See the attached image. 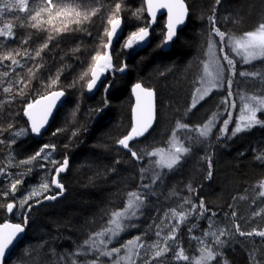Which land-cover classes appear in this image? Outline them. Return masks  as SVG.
I'll return each mask as SVG.
<instances>
[{
    "label": "trees",
    "instance_id": "16d2710c",
    "mask_svg": "<svg viewBox=\"0 0 264 264\" xmlns=\"http://www.w3.org/2000/svg\"><path fill=\"white\" fill-rule=\"evenodd\" d=\"M3 2L10 3L14 0H3ZM185 2L189 8L187 24L178 32V38L172 43L171 49L163 53L156 48V45L160 41L159 33L166 20L164 16L158 19L147 47L123 50L121 45L127 35L136 30L141 21L132 17L130 13H122L124 15L123 31L112 47V54L114 65L118 66L119 61H126L128 69L123 74L115 75L114 87L110 89L107 97L108 107L104 108L99 116L95 119L89 118V110L103 106L104 94L101 84L93 95H88L87 90L79 86L67 89V99L42 137L36 138L32 135L21 137L11 152L6 147H0V168H5L7 165L5 170L12 173V179L16 178L19 172H27L29 167H16L17 162L33 155L44 143L57 144V150L53 153L55 159H62L65 154L69 157V170L61 174V182L66 189L65 196L55 202L43 203L33 210L25 237L13 249L5 264H61V258L65 262L68 261L69 257L66 253L76 251L77 246L82 244L91 233L100 231L102 226L107 225L108 215L123 207L128 199V193L140 190L138 169L147 167L149 172L146 175H150L152 168L149 158L146 157L141 162L133 161L130 154L115 143L117 139L122 138L123 134H126L132 123L131 88L136 82H143L145 86L153 88L157 102V120L153 129L139 141L131 142L136 145L135 150L138 152L165 148L170 141L171 131L175 128L176 121L187 123L195 128L207 122L212 117V113L218 110V100L223 98L224 91L213 92L191 112L187 111L199 85L198 81L203 75V64L208 50L205 30L208 27L207 17L212 15L214 0H185ZM126 5L137 9L143 6V0H126ZM30 7H32L31 0ZM25 15L17 12L6 13L4 17H0V27H3L4 22L11 20L18 25L15 28L17 37H22L26 32L32 31L19 27ZM144 18H147L146 13ZM216 21L222 31L229 32L235 37L241 36L264 22V0H221V4L216 6ZM89 31L93 33L92 36L77 32L62 37L58 48L54 44L50 45L53 49L52 55L47 52L43 54L44 61L48 62L47 69L36 74V79L31 80V88L25 89L26 95L23 97L17 96L13 99L12 96L4 93L2 88L8 87L9 81L17 78L27 82L29 80L27 69L32 66L31 62L25 64L21 60L23 68H17L15 72L10 71L6 66L7 61L0 65V82H2L0 83V120H3V125L0 126H6L11 122L17 129L27 127L22 109L24 101L33 98V90L39 89L38 80L46 83L48 76L57 68L71 65V68H66L60 77L62 84H68L86 70L87 63L81 67L80 62L74 61L69 55L65 56L62 65L60 57L68 49L75 48L79 44L81 50L76 55L81 61L90 60L100 43L96 36L97 32H102L100 21L97 20L95 25L89 27ZM42 39L43 34L39 36L33 34L29 50L41 43ZM0 47L5 50L19 48V39L5 41L0 37ZM225 51L229 52V49L226 47ZM229 55L236 61L237 74L242 71L264 73V59L242 65L241 59L233 56L231 52ZM169 69L172 70L169 71ZM5 72H8L7 77L4 76ZM104 82L107 83V80ZM13 91H19L14 84ZM232 92L237 108L241 101L240 96L248 98L253 95H262L264 85L259 84L258 80L237 75ZM236 108L232 110L228 136L231 135L235 126L233 113ZM219 111L223 109L220 108ZM9 112L14 116L11 121L5 117V114ZM72 113H75L74 118ZM223 118L227 119V114L220 117L212 135L205 143L192 146L190 154L177 169L164 170L168 174L163 186L154 187L158 195L149 197L151 205L158 204L162 211H166L168 207H176L179 197L189 195L187 186L191 184L198 193V196H193V202L198 205V197H203L205 205L217 212L211 229L207 226L206 217L198 219L195 214L180 227L186 254L193 261L199 255L196 251L199 245L195 240H189L187 233L188 227L193 223L198 225L191 233L193 236H201L202 231H215L220 228L228 230L233 222L239 223L242 231H250L253 228L264 230V195H261L263 192L261 185L264 184V159H257V157H264V126L258 125L242 131L231 139L225 136L217 140ZM259 118L264 120V112L259 113ZM81 126L86 127L87 131H82ZM60 127L66 128L67 131L50 138V132ZM73 131L79 132V136L71 137ZM187 135L188 133H177V136L189 146L185 139ZM64 145H68L66 153ZM209 145L213 175L210 180H207L205 179L207 165L201 158L206 154ZM151 160L155 158L152 157ZM30 167H32V173L24 177V184L16 193L17 200L22 199L31 188L39 187L45 179H48L50 183V178H47L45 172L37 167L36 162H33ZM9 183V179L0 176V190H6ZM54 192L56 190L53 188L48 194ZM9 200L11 197L0 198V205L6 204ZM229 204L237 213L235 221L231 219L232 209L228 207ZM224 212H228L229 216H223ZM143 213V216L134 221L139 227L128 228L120 241L140 235L152 222L148 218L153 216V208L146 206ZM5 219L20 222L17 214L14 213L9 217L3 207H0V223H3ZM166 234L165 227L162 235ZM213 239L208 237L206 243L211 244ZM154 240V236H149L146 243L150 244ZM49 247L55 250L56 255L49 251ZM217 247L213 245L214 250ZM220 250L223 251L229 264H249V253H254L257 260L264 264V241L259 237L246 238L238 234L230 235ZM140 253L143 256L144 250L141 249ZM138 259L136 257L137 264H141ZM102 260L104 264L110 262L107 258ZM173 264H184V262H173ZM211 264H218V262L213 261Z\"/></svg>",
    "mask_w": 264,
    "mask_h": 264
},
{
    "label": "snow or ice",
    "instance_id": "6c2138e0",
    "mask_svg": "<svg viewBox=\"0 0 264 264\" xmlns=\"http://www.w3.org/2000/svg\"><path fill=\"white\" fill-rule=\"evenodd\" d=\"M31 2L32 7H30V0H14L10 3L0 0V17H4L9 12L26 14L19 27L32 30L18 38L15 32L18 25L13 21L4 22L3 27H0V37L5 41L19 39L20 44L19 48L9 50L0 47V65L7 61L6 66L10 71L15 72L17 68H23L24 65L21 64V60L25 64L28 62L32 64L27 69L29 74L27 82L22 78H17L10 80L8 87L2 88V91L12 96L13 99L17 96H25V89L31 88V80L36 79V74L41 70L47 69L48 62L44 61L43 54L47 52L52 55L53 49L50 48V45L54 44L58 48L62 37L77 32H84L88 36H92L93 33L89 31V27L95 25L97 20L100 21L102 32L96 33L100 43L97 45L94 54L91 55L90 60L81 61L80 57L76 55L81 50L79 44L75 48L68 49L60 57L62 65L65 56L69 55L72 56L74 61H79L81 67H84L87 63L86 70L79 74L77 78L68 84H62L61 75L66 68H71V65H63L48 76L46 83L43 80L37 81L39 89L33 90V98L25 100L22 109V115L26 117L27 127L17 129L16 125L11 122L7 123L6 126H0V147H6L10 152L21 137L32 135L39 138L43 136L48 130L53 112L58 110V105L66 97L67 89L79 86L86 89L88 93H93L97 85L101 84L104 94L103 106L90 109L89 118L95 119L104 111V108L108 107L107 97L110 89L114 87L115 75L117 73L123 74L128 69L126 61H119L118 66L114 65L112 54L113 40L119 39V35L123 31L124 15L122 13H130L132 17L141 21V24L136 30L127 35L121 45L123 50H134V46L139 48L149 43L155 30L154 26L158 24V13L163 14L161 10L166 12V20L159 33L160 41L156 45L161 53L178 38V32L181 30V26L187 23L189 16V8L185 0H143V6L137 9L127 6L126 0H107V2L105 0H31ZM220 4L221 0H214L212 15L207 17L208 27L205 31L208 56L203 64V75L198 81L200 87L196 89V94L192 96V102L187 111L191 112L192 109H195L213 90L224 91L223 98L218 100V110L212 113V118L208 119L203 126L197 125L192 128L187 123L176 121L175 128L171 131V137L175 140V143L170 140L167 149L157 148L155 151L138 152L135 150L136 145L131 142L139 141L140 138L149 134L156 123L157 117L155 90L151 87H145L143 82H136L132 87V92L135 94L133 122L126 134H123L122 138L117 139L115 143L126 150L133 161L141 162L146 157L149 158L152 168L151 174L146 175L149 168L140 167L138 169L140 181L138 188L140 190L128 193L126 206L122 210L110 212L107 225L102 226L100 231L91 233L82 244L77 246L76 251L66 253L69 259L65 262L61 258V264H104L102 258H107L110 264H122L125 260L130 261L131 264H136L135 260L132 259L133 256L139 258L141 264H173V262L211 264L213 261H217L218 264H229L220 249L226 244L230 235L238 234L240 237L246 238L259 237L264 241V230L253 228L250 231H242L240 224L235 222L228 230L220 228L215 231H202L201 236H193L191 235L193 229L198 227L197 224L193 223L187 229L189 240H195L199 245L196 249L199 255L193 261L186 254L180 227L195 214L198 219L206 217L207 226L211 229L215 222L213 218L217 216V212L212 211L205 205L203 197H198V205L193 202V196H198V193L191 184L187 186L189 195L179 197L176 207H168L166 211H162L158 204L151 205L149 202V197L158 195L157 191H154V187L163 186L164 184L168 174L164 170L177 169L185 157L190 154L193 145L203 144L208 140L216 123L225 114L228 118L222 121L216 139L220 140L228 136L232 110L236 108V101L233 99L232 92L236 76L258 80L259 84L264 85V73L262 72L242 71L237 74L236 61L229 55V52H231L241 57L242 65L250 64L257 59H264V22L259 23L255 30L247 31L242 36L235 37L229 32L222 31L221 27L217 26L216 6ZM104 13L107 14L104 15ZM144 13H147L146 19ZM16 19H19V17H16ZM33 34L37 36L43 34V39L41 43L29 50ZM226 47L229 52L225 51ZM61 51L63 50L61 49ZM171 70L169 69V71ZM161 75H164V73H161ZM4 76L7 77L8 72H5ZM102 77L107 80V83L102 80ZM13 84L19 91H13ZM237 95L239 94L237 93ZM240 99H246L247 102L244 103L239 121L228 139L255 126H264V120H261L258 116V113L264 112V94L253 95L248 98L240 96ZM220 108L223 111H219ZM72 116L74 118L75 113H72ZM5 117L8 121L14 119L11 112L6 113ZM0 125H3V120H0ZM81 130L86 132L87 128L81 126ZM65 131L67 129L64 127L56 128L50 132V138L57 137ZM178 132L188 133L185 137L189 143L188 147H185L184 142L177 137ZM79 134V132L73 131L71 137H77ZM63 148L66 153L68 145H64ZM56 150L57 144L54 142L42 144L33 155L17 162L16 167H29H27V172L17 173L14 179L11 178L12 173L5 170L7 165L5 168H0V176L10 181L6 190H0V198L11 197L9 202L0 205V207H3L7 216L11 217L15 213L20 220L18 223H12L10 219H5L3 223H0V264H5L6 255L11 252L15 242L25 233L33 210L46 201H57L65 193V185L61 182V174L69 170V157L65 154L62 159H55L53 153ZM152 157L157 159L151 160ZM201 159L207 165L205 179L210 180L213 175L210 145ZM257 159H264V157H257ZM33 162H36L37 167L45 172L47 178H50V183L48 179H45L43 183L39 184V187L31 188L23 195L22 199L17 200L16 193L23 186L24 177L32 173V167L30 166ZM116 163H120V161H116ZM261 187H264V184ZM53 188L58 191L48 194L52 192ZM261 195H264V192ZM146 206L153 208V216L148 218L152 222L148 224L147 228L140 235L121 243L118 247L109 249L108 245L118 238L121 232L128 228L135 229L139 227L134 221L143 216V209ZM228 207L232 209L230 216L235 221L237 213L231 204ZM222 215L228 217L229 213L224 212ZM160 216L163 218L160 219ZM161 225H164V227H161ZM165 227L167 228V234L162 235ZM149 236L155 237L154 242L150 244L146 243ZM208 237L214 238L211 244L206 243ZM222 237L225 239H221ZM53 239L56 238L53 237ZM213 245L218 246L216 250H214ZM122 249L126 253L124 256L120 255ZM141 249L144 250L143 256L140 253ZM49 251L56 255L55 250L51 247H49ZM248 255L249 264H261L254 253Z\"/></svg>",
    "mask_w": 264,
    "mask_h": 264
},
{
    "label": "rangeland",
    "instance_id": "374dc122",
    "mask_svg": "<svg viewBox=\"0 0 264 264\" xmlns=\"http://www.w3.org/2000/svg\"><path fill=\"white\" fill-rule=\"evenodd\" d=\"M254 30H255V29H254ZM241 36H242V35H241ZM237 37H240V36H237ZM139 48H140V47H139ZM136 49H138V48H136V47L134 46V50H136ZM207 56H208V50H207ZM233 56H236L237 58L241 59V57H239V56L236 55L235 53H233ZM206 60H207V57H206L204 63L206 62ZM257 60H260V59H257ZM254 61H256V60H254ZM254 61H252V62H254ZM198 87H200V84L198 85ZM198 87H197V88H198ZM197 88H196V89H197ZM215 91H217V90H213V92H215ZM213 92H212V93H213ZM212 93H211V94H212ZM194 94H196V90H195ZM211 94H210V95H211ZM210 95H209V96H210ZM209 96L205 97V99L208 98ZM205 99H204V100H205ZM204 100H203V101H204ZM203 101H201V102H203ZM201 102H200V103H201ZM245 102H247L246 99H245V100H241L240 103H239V105H238V107L236 108L235 112L233 113V118L235 117L234 120H233V121H235V125H236V123L239 121L240 112H241V110L243 109V106H244V103H245ZM200 103H199V104H200ZM199 104H198V105H199ZM198 105H197V106H198ZM258 116H259V113H258ZM211 118H212V117H211ZM211 118H210V119H211ZM205 123H206V122H205ZM216 124H217V123H216ZM201 126H203V125H201ZM215 127H216V126H215ZM215 127L213 128V131H214ZM234 127H235V126H234ZM213 131H212V132H213ZM177 137L182 141V139H181L179 136H177ZM170 140H171L173 143H175V140H173L172 137L170 138ZM177 146H178V145H177ZM184 146H185V147H188L185 143H184ZM168 147H169V142H168V145L165 147V149H167ZM155 150H156V149H154V150H152V151H155ZM154 158L157 159L156 157H154ZM263 192H264V187H263ZM126 204H127V201H126V203L123 205V207L126 206ZM123 207L117 209V211L122 210ZM126 230H127V229H126ZM126 230L123 231V232H121V233L119 234L118 238L114 239V240L112 241V243L108 245V248H109V249L112 248V247H118V246H120L121 243L126 242V241L128 240V239H127V240H122V241H120V238L122 237V235L125 234V233L127 232ZM129 239H130V238H129ZM125 254H126V253H125V250L122 249L120 255H121V256H124ZM113 259H114V258H113ZM132 259L135 260V262H136V264H137L138 261H136V257L133 256ZM138 260H139V259H138ZM107 264H110V262H108ZM122 264H131V262L128 261V260H125V261L122 262Z\"/></svg>",
    "mask_w": 264,
    "mask_h": 264
},
{
    "label": "water",
    "instance_id": "95a60500",
    "mask_svg": "<svg viewBox=\"0 0 264 264\" xmlns=\"http://www.w3.org/2000/svg\"><path fill=\"white\" fill-rule=\"evenodd\" d=\"M161 13H163V14H160V13H158V19L159 18H161V17H165V19H166V12L164 11V10H161ZM147 14V13H146ZM189 17V16H188ZM188 20V19H187ZM187 24V23H186ZM185 24V25H186ZM185 25H183V26H181V29H183L184 27H185ZM122 29H123V25H122ZM122 33V32H121ZM121 33H120V35H121ZM120 35H119V37H120ZM117 41V39H114L113 40V45L115 44V42ZM150 41H151V38H150ZM150 41H149V43H150ZM175 41V40H174ZM173 41V42H174ZM149 43L148 44H146V45H144V46H142L141 48H145V47H147L148 45H149ZM113 45H112V47H113ZM171 46H172V44L168 47V48H165L163 51L164 52H168L170 49H171ZM102 80H103V77H102ZM145 86V85H144ZM99 87H100V84H98L97 85V88H96V90L93 92V93H88L87 92V94L88 95H93V94H95L96 92H97V90L99 89ZM133 87V86H132ZM145 87H147V86H145ZM131 95H132V99H133V106H132V111H131V118H132V122H133V119H134V106H135V94L132 92V88H131ZM67 95H66V97L63 99V101H62V103L60 104V105H58V110H59V108L61 107V105L63 104V102L67 99ZM155 108H156V117H157V102H156V97H155ZM57 110V111H58ZM57 111H54L53 112V116H52V118L50 119V122H49V126H50V124H51V122H52V120H53V118H54V116L56 115V113H57ZM26 118V117H25ZM155 125V124H154ZM48 126V127H49ZM154 127V126H153ZM37 138V137H36ZM40 138V137H39ZM55 189V188H54ZM55 190H57V189H55ZM58 191V190H57ZM65 194H66V189H65V193H64V195L62 196V197H60V198H58V200L59 199H61V198H63L64 196H65ZM48 202H55V201H46L45 203H48ZM12 223H18V222H16V221H12V220H10ZM26 232H27V229H26V231H25V233L24 234H22V236L15 242V245H14V247L12 248V250H11V252L10 253H8L7 255H6V260H7V258L11 255V253H12V251H13V249L23 240V238L25 237V235H26ZM6 260H5V262H6Z\"/></svg>",
    "mask_w": 264,
    "mask_h": 264
},
{
    "label": "bare ground",
    "instance_id": "6f19581e",
    "mask_svg": "<svg viewBox=\"0 0 264 264\" xmlns=\"http://www.w3.org/2000/svg\"><path fill=\"white\" fill-rule=\"evenodd\" d=\"M155 27V26H154ZM224 119V118H223ZM222 121V120H221ZM219 125V124H218Z\"/></svg>",
    "mask_w": 264,
    "mask_h": 264
},
{
    "label": "flooded vegetation",
    "instance_id": "af4514ba",
    "mask_svg": "<svg viewBox=\"0 0 264 264\" xmlns=\"http://www.w3.org/2000/svg\"><path fill=\"white\" fill-rule=\"evenodd\" d=\"M57 191V190H56Z\"/></svg>",
    "mask_w": 264,
    "mask_h": 264
}]
</instances>
